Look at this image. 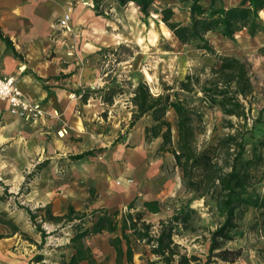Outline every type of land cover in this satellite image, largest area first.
I'll use <instances>...</instances> for the list:
<instances>
[{"label": "rangeland", "instance_id": "1", "mask_svg": "<svg viewBox=\"0 0 264 264\" xmlns=\"http://www.w3.org/2000/svg\"><path fill=\"white\" fill-rule=\"evenodd\" d=\"M223 2L231 5L238 0ZM202 3L207 5L208 0H202ZM22 4L28 11L24 19L31 24V28L27 27V30L39 42L44 43L45 49L42 51L48 54V58L57 57L64 66L73 64L70 73L74 74L65 78L58 77L53 85L64 88L67 92L75 89H98L89 99L88 110L84 111L82 107L79 109L82 118L81 134L79 137H71V149L65 150L58 144L61 150L51 157L47 156L48 164H53L54 167L53 191L65 193V200L58 207L65 208L68 200L73 201L79 210L87 208L89 213L94 209L91 205L102 198V189L91 187L84 180L73 183L68 174L69 165H72L70 153L94 149L93 155L87 157L90 164L107 162L114 171L118 169L117 164H122L125 168V177L110 174L104 184L121 186L123 189L115 197L123 203L118 209H125L130 201L137 207L146 199H156L170 215L182 207L196 210L190 214V224H182L179 234L173 237L175 242L184 247L182 251L187 255L196 253L203 260L205 256L200 255L207 252L202 246L206 247L208 229L215 228L221 218L209 206L210 202L209 205H204L203 199H192V194L183 186L172 155L168 152H156L159 139L149 144L144 142L143 127L149 122V118H142L127 131L134 109L129 101L130 91L139 79L145 80L153 93H159L164 85H174L187 73L198 72L205 65L212 66L216 63L210 54L203 53L194 46L181 45L155 14L161 7L171 6L174 11L173 20L185 23L188 21V13L184 6L175 0L156 1L150 17L144 22L142 14L133 3L120 5L117 0H105L102 14L99 15L92 9L91 0H23ZM70 9L69 29L59 28V18ZM260 16L264 19V11ZM208 37L218 53L239 57L250 64L255 88L250 114L256 118L259 110L264 108V56L259 52V48L264 46V31L250 36L245 30H241L233 40L223 39L217 34H209ZM110 86H118L120 90L114 96L113 103L107 105L101 101L99 89ZM71 94L70 97H74V93ZM198 97L199 95L193 96V101L201 107L203 113L205 131L198 136V144H201L203 141H211L224 129L221 126V112L216 108L204 107ZM53 115L59 114L53 112ZM167 119L171 122L174 120L172 110L168 111ZM64 125L65 129L57 132L60 137L67 133V125ZM255 135L264 139V122L257 125ZM122 155L127 156L128 161L126 158L121 160ZM36 176L37 174L26 184L23 191L18 190L15 194L17 199H7L6 202L10 201L16 210V216L0 212V220L12 219L22 231L39 243V232L26 211L18 207L23 205L33 210L40 208L26 200V194ZM42 216L43 212H38L37 221ZM252 216L253 212L248 210L239 222L242 235L226 243V247L230 249L240 248L237 264H264V232L260 234L256 228L249 227ZM42 227L47 233H51L40 248L25 240L19 233L17 237L26 248L42 254L43 263L61 264L62 260H68L72 253L69 242L73 234L71 226L65 225L55 230L54 224L43 222ZM9 232L10 229L0 222V233ZM111 238L112 234L105 231L85 239V244L93 250L99 264H116ZM148 258L154 260L155 256L148 253L147 245L137 243L135 264H147ZM154 264L161 263L156 261Z\"/></svg>", "mask_w": 264, "mask_h": 264}, {"label": "trees", "instance_id": "2", "mask_svg": "<svg viewBox=\"0 0 264 264\" xmlns=\"http://www.w3.org/2000/svg\"><path fill=\"white\" fill-rule=\"evenodd\" d=\"M105 0H91L92 9L97 15L102 14ZM159 0H117L118 4L133 3L143 16L144 22L150 17L153 5ZM182 4L188 13V21L173 20L174 11L171 6L161 7L155 11L169 32L181 45L194 46L197 50L210 54L216 63L205 65L198 72H190L174 85H164L162 91L153 93L148 83L139 79L131 88L129 101L133 106L127 131L142 118H149L143 127V139L146 144L159 139L156 152L170 153L174 166L178 168L185 190L192 194V199H203L204 205H210L221 220L213 229H208L207 254L204 260L197 255H187L184 247L174 241L179 234V227L190 224L191 212L196 210L182 207L167 219L159 220L157 227L144 218L145 211H160L156 199L142 202L136 210L133 201L125 209L110 210L106 207L92 209L89 213L78 211L72 205L63 214H53L50 205L31 210L18 205L26 211L30 221L40 234V242L22 231L12 219H1L0 222L10 232L0 233V239L19 233L25 240L40 248L51 232L42 227L43 222L52 223L58 230L70 225L73 232L69 239L72 254L61 264H99L91 248L85 244L90 235L102 232L115 233L111 244L115 253V262L135 264L133 256L137 243L147 245L148 253L156 259H147V264L156 261L161 264H215L218 261L234 262L241 254L240 248L226 247L242 235L239 222L244 214L251 210V229L260 234L264 232V139L255 135L257 125L262 122L264 108L259 110L256 118L251 117L252 97L255 92L251 79L250 64L233 55L218 53L209 40V34H217L223 39L233 40L235 35L245 30L254 36L264 31V19L260 13L264 11V0H238L226 5L223 0H175ZM0 39L10 48L15 57L23 60L8 36L0 29ZM264 56V46L259 48ZM71 73H60L57 77H68ZM42 79L40 77H37ZM48 80V79H42ZM47 86H44L46 88ZM118 86L99 89V97L103 103L111 105L114 96L119 92ZM98 89H75L71 92L79 97L82 104L93 97ZM199 95V102L206 108H216L221 112V126L224 131L211 141L198 144V136L205 131L203 113L193 96ZM174 113V120L167 119L168 111ZM251 124L249 125V119ZM94 149L69 156L70 160H80L92 156ZM48 160L35 165L33 171L25 175L23 188L33 177L46 167ZM26 192V190L24 191ZM10 195L3 189L0 200ZM38 212H43L37 221ZM2 215V214H1ZM191 226V225H190ZM193 230V229H192ZM43 255L35 254L29 264L43 263Z\"/></svg>", "mask_w": 264, "mask_h": 264}, {"label": "crops", "instance_id": "3", "mask_svg": "<svg viewBox=\"0 0 264 264\" xmlns=\"http://www.w3.org/2000/svg\"><path fill=\"white\" fill-rule=\"evenodd\" d=\"M22 1L0 0V29L4 35L9 37L12 45L23 58L21 60L15 57L12 50L0 39V74L14 76L25 95L31 100L40 102L46 114L37 121L27 122L12 115L9 112L8 104L0 100V196L5 187L10 194L4 201L0 200V212H6L11 217L16 216V210L10 201L6 202L7 199L18 198L15 194L22 187L25 175L34 169L35 164L41 163L45 159L48 160V155L51 157L52 154L61 150L58 144L65 150L71 149V137H79L81 134L82 118L79 109L82 107L84 111H87L90 106L89 100L82 104L75 94L74 97H70L71 91L67 92L66 89L53 85L56 82L55 79L58 78L57 75L71 72L73 64L68 63L64 66L56 59L57 57L48 58V54L42 51L45 49L44 43L39 42L31 35L30 30H27V27L31 28V24L24 19L28 11ZM37 77L48 80L44 81ZM44 86L47 87L44 88ZM53 112H58L59 115L55 116ZM64 124L67 125V133L60 137L57 132L65 129ZM81 152L83 151L79 153ZM73 154L77 153H70L69 156ZM87 157L75 161L70 160L72 163L68 169L70 180L73 183L84 180L89 186L102 189V198L95 201L91 205L92 208H121L123 203L115 198L123 192L121 186H105L104 184L110 174L125 177V168L122 167V164H117L118 169L114 171V168H111L107 162L90 164ZM121 158V160L126 158L128 161L125 155H122ZM52 176H54V167L53 164H48L37 174L36 179L32 180L26 200L38 207L49 204L55 215L65 213L69 205H72L75 210L82 211L79 210V207L74 206L73 201L68 200L65 208L58 207V204L65 200V193L53 191L54 179ZM141 204L136 207V210L141 208ZM28 208L33 210L31 207ZM83 210L87 212V208ZM170 216L161 206L157 213L145 211L144 214L145 220L154 225H157L159 220L167 219ZM117 233L118 231L114 234L111 233L112 237ZM35 241L38 242L36 239ZM203 247L207 250L208 243L206 242V247L205 245ZM36 253L33 252V249L22 245L17 233L0 239V264H29V260ZM113 254L115 262L114 249ZM206 254L207 252L200 257ZM133 261L135 263L134 256ZM80 264L88 263L82 261ZM121 264L127 263L123 261ZM215 264H237V260L231 263L218 261Z\"/></svg>", "mask_w": 264, "mask_h": 264}, {"label": "built area", "instance_id": "4", "mask_svg": "<svg viewBox=\"0 0 264 264\" xmlns=\"http://www.w3.org/2000/svg\"><path fill=\"white\" fill-rule=\"evenodd\" d=\"M70 21L71 9L59 18V28L68 30ZM0 100L8 104L12 115L27 122L37 121L45 114L40 102L29 99L11 75L0 74Z\"/></svg>", "mask_w": 264, "mask_h": 264}, {"label": "bare ground", "instance_id": "5", "mask_svg": "<svg viewBox=\"0 0 264 264\" xmlns=\"http://www.w3.org/2000/svg\"><path fill=\"white\" fill-rule=\"evenodd\" d=\"M136 9V8H135ZM174 37V36H173ZM175 38V37H174ZM139 44V43H138Z\"/></svg>", "mask_w": 264, "mask_h": 264}]
</instances>
